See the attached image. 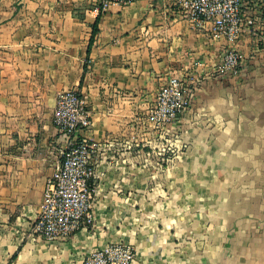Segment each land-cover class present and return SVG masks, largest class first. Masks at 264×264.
Here are the masks:
<instances>
[{"label":"crops","instance_id":"crops-1","mask_svg":"<svg viewBox=\"0 0 264 264\" xmlns=\"http://www.w3.org/2000/svg\"><path fill=\"white\" fill-rule=\"evenodd\" d=\"M222 47L170 0L106 11L100 0H0V264H81L117 242L135 264H264V23L243 38L237 76L208 77ZM177 72L204 80L187 113L158 128L150 110ZM71 89L99 147L96 221L47 241L30 227L65 148L54 115Z\"/></svg>","mask_w":264,"mask_h":264},{"label":"built area","instance_id":"built-area-1","mask_svg":"<svg viewBox=\"0 0 264 264\" xmlns=\"http://www.w3.org/2000/svg\"><path fill=\"white\" fill-rule=\"evenodd\" d=\"M138 1L100 0L106 11L111 5L126 6ZM180 18L194 29L222 43V59L213 75L237 76L247 55L241 49L245 37L257 36L264 23V0H170ZM203 69L201 61L194 63ZM183 72L169 75L157 90L150 110L152 123L163 128L181 119L192 107L195 91L204 76ZM54 123L65 141L61 159L54 174L47 180L41 212L31 225V235L47 241L66 239L81 230L93 227L95 179L97 170L93 155L98 145L86 134L92 127V113L79 90L59 94ZM173 153V151H171ZM136 250L125 243H111L88 255L81 264H135Z\"/></svg>","mask_w":264,"mask_h":264},{"label":"trees","instance_id":"trees-1","mask_svg":"<svg viewBox=\"0 0 264 264\" xmlns=\"http://www.w3.org/2000/svg\"><path fill=\"white\" fill-rule=\"evenodd\" d=\"M97 33H98V20H97L96 24L94 25V29H93V38H92V40H91V42H90L89 51H90V49H91V47H92V45H93V43H94V36H95ZM15 258H16V256H14L13 259H15Z\"/></svg>","mask_w":264,"mask_h":264},{"label":"rangeland","instance_id":"rangeland-1","mask_svg":"<svg viewBox=\"0 0 264 264\" xmlns=\"http://www.w3.org/2000/svg\"><path fill=\"white\" fill-rule=\"evenodd\" d=\"M180 152H181V151L176 152V153H175V157L178 156Z\"/></svg>","mask_w":264,"mask_h":264}]
</instances>
